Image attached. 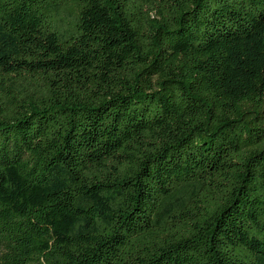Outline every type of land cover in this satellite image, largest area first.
<instances>
[{
  "label": "trees",
  "instance_id": "1",
  "mask_svg": "<svg viewBox=\"0 0 264 264\" xmlns=\"http://www.w3.org/2000/svg\"><path fill=\"white\" fill-rule=\"evenodd\" d=\"M0 264H264V0H0Z\"/></svg>",
  "mask_w": 264,
  "mask_h": 264
}]
</instances>
